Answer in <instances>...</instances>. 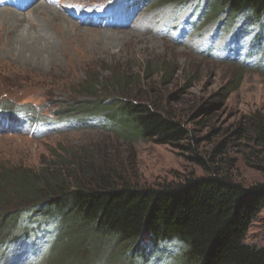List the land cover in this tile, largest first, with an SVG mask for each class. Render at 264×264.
Listing matches in <instances>:
<instances>
[{
	"label": "rangeland",
	"instance_id": "obj_1",
	"mask_svg": "<svg viewBox=\"0 0 264 264\" xmlns=\"http://www.w3.org/2000/svg\"><path fill=\"white\" fill-rule=\"evenodd\" d=\"M205 1L189 0L180 9L174 7L177 1L0 0L1 14L14 13L0 14V105L9 101V112L22 110L18 124L0 119V166L40 169L63 157L137 187L207 175L227 176L246 188L263 183L264 174L249 163L264 162V141L258 140L252 125L264 117V60L241 48L245 40L255 45L260 39L254 38L256 33L263 30L254 25L245 36L236 23L246 18L225 15L191 26L188 22ZM223 24L233 25L228 33ZM25 35L32 39L27 48L20 40ZM117 68L143 78L129 94L131 99L160 102L189 129L190 137L181 146L129 135L127 125H104L103 114L88 125L75 118L59 119L62 106L82 99L79 88L88 76L107 78ZM32 115L38 119H28ZM191 146L197 151H189ZM197 154L208 171L195 160ZM246 241L264 247V210ZM48 243L44 239L38 244L47 249ZM128 248L116 254L113 246L106 247L94 256L100 264H135L139 250L131 263L123 261L121 252ZM142 248L152 254L146 242ZM167 250L179 254L175 248ZM28 253L19 250L0 262L50 264L43 253Z\"/></svg>",
	"mask_w": 264,
	"mask_h": 264
},
{
	"label": "trees",
	"instance_id": "obj_2",
	"mask_svg": "<svg viewBox=\"0 0 264 264\" xmlns=\"http://www.w3.org/2000/svg\"><path fill=\"white\" fill-rule=\"evenodd\" d=\"M156 1L159 5L177 1L174 7L183 9L189 0ZM197 9V17L188 22L193 27L225 15L246 18L239 25L245 36L254 25L261 28L254 37L259 41L254 45L251 40L241 48L261 54L264 60V0H206ZM141 79L140 74L118 68L107 78L90 75L80 85L82 99L62 106L59 119L75 118L88 125L103 114L104 125H127L129 135L158 145L181 146L190 131L172 110L155 100L131 99L129 94L141 86ZM3 105L0 118L18 124L22 110L9 112V101ZM252 125L258 140L264 141V117ZM188 150L197 151L192 146ZM58 160L40 169L0 166V258L27 250L35 257L43 253L41 257L50 264H100L94 256L99 249L112 250L113 246L118 254L130 246L121 254L125 253L124 262L129 259L131 263L139 250L135 264H155L158 259L161 264H264V247L246 241L264 210V182L246 188L227 176L207 175L160 187H137L112 180L109 173L93 171L81 161ZM195 160L210 169L198 154ZM249 166L264 174L263 161L253 160ZM25 224L26 229L20 230ZM44 239L49 246L40 249L38 243ZM24 242L27 245L21 248ZM145 242L152 254L144 253Z\"/></svg>",
	"mask_w": 264,
	"mask_h": 264
},
{
	"label": "bare ground",
	"instance_id": "obj_3",
	"mask_svg": "<svg viewBox=\"0 0 264 264\" xmlns=\"http://www.w3.org/2000/svg\"><path fill=\"white\" fill-rule=\"evenodd\" d=\"M41 10V9H40ZM44 11V10H43ZM49 11V10H48ZM56 12V11H55ZM1 14V13H0ZM12 14H14L13 12H10V13H5V12H2V14L1 15H3V16H12ZM51 14V13H50ZM58 14V13H57ZM46 15V14H45ZM52 15V14H51ZM1 17V16H0ZM52 17V16H51ZM25 37V38H24ZM35 37V36H34ZM33 38V37H32ZM20 40L21 41H23V48H27V45L28 44H26V43H28V42H32L31 40V37H30V35H25V36H23V37H21L20 38Z\"/></svg>",
	"mask_w": 264,
	"mask_h": 264
},
{
	"label": "clouds",
	"instance_id": "obj_4",
	"mask_svg": "<svg viewBox=\"0 0 264 264\" xmlns=\"http://www.w3.org/2000/svg\"><path fill=\"white\" fill-rule=\"evenodd\" d=\"M241 23H236V25H240ZM222 28H224V25H222L221 26ZM221 27H220V29H219V33H221ZM225 27H226V31H227V33L230 31V25H225ZM229 27V28H228ZM222 34V33H221ZM225 35V34H224ZM230 36V38H231V35H229ZM246 38L244 37V40H245Z\"/></svg>",
	"mask_w": 264,
	"mask_h": 264
}]
</instances>
